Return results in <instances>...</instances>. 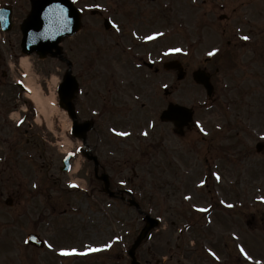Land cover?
Wrapping results in <instances>:
<instances>
[{
  "label": "rangeland",
  "instance_id": "1",
  "mask_svg": "<svg viewBox=\"0 0 264 264\" xmlns=\"http://www.w3.org/2000/svg\"><path fill=\"white\" fill-rule=\"evenodd\" d=\"M1 3L14 6V21L18 24L27 15L28 0H1ZM77 3L81 7H87L88 11L93 5L110 9V15L120 19V23L122 18V23L128 27L131 22L127 15L131 16V13L134 17L139 16L138 14L149 18L155 16V20H148V24H139L138 21L135 26L138 31L142 27L145 34L160 27L163 35L156 43L163 49L176 43L183 45L185 30L199 32L207 22L209 25L206 29L211 41L218 40L216 32H222L221 28L227 24L229 29L231 26L236 28L240 24V16L252 15L253 10H250L255 5V0H77ZM222 4L224 8L221 7ZM234 6L238 7L236 11H233ZM223 13L232 16L228 22L220 23L217 19ZM86 16L92 15L87 13ZM92 21L95 22L92 26L96 36L90 35L92 28L88 26L91 23L89 19L80 34L65 41L66 52L72 56L73 52L76 54L79 50L76 58L84 64V58H89L93 64H110L111 60L115 65H121L124 61L121 62L120 51L112 58H107L104 52H100L101 55L96 57L98 61L93 60L99 50L106 49L107 33L101 20ZM5 37L0 40V264H66L68 261L64 262L65 257L61 255L64 260L59 257L62 248L82 250L105 245L111 247H107L110 252L105 255L104 261L106 250H100L97 257H74L71 258L73 263L68 264H131L126 248L144 225L143 217L136 208L127 202L109 199L102 191L95 189L93 184H84L88 193L94 190L92 197L77 189H69L68 181L76 176L81 178L78 175H84V166L75 177L71 173L60 175L62 181L47 179L41 169L40 164L44 160H40L38 156L43 151L49 161L54 160L59 165V148L66 142L63 133H68L70 128V121L63 118L56 103L59 63L50 59L40 61L36 56L30 57L31 70L36 74V81L41 84L42 93L46 97L44 100L47 101L45 105L34 103L16 86L17 80L28 76L24 75L27 71L20 65L22 54L18 29ZM205 50L194 48L189 59L182 58L185 63L190 64L184 80L178 81L173 76L174 81H168V78L162 77V91V84L174 82L176 99L180 103L190 106L203 101L204 90L194 83L190 72L198 64L194 59L198 60L199 54L202 56ZM2 72L6 76L1 77ZM126 72H123L125 78L132 76L133 79L137 78L136 82L142 80V72H130L128 69ZM97 82L99 85V81ZM162 91L160 103H163ZM255 92L249 104H239L236 115L231 119L233 128L228 129L230 131H226L224 135L227 152L224 149L222 154L213 152L207 141H197L189 149L184 135L174 132L172 127L163 123H160L163 126L161 132L166 133L172 145L171 151L173 149L170 154L175 162L171 166L167 165L168 159L164 157L162 149L156 155L138 156L139 159L132 149L140 146L139 141L128 139L127 148L132 151L133 158H123L121 169L123 177L127 179L124 184L127 183L133 189L134 198L138 199L144 211L162 219L152 237L139 249L138 259L143 264H264V220L258 218L259 211L264 212V201L259 199L264 196V152L255 151L256 142L264 136V91L260 90L258 94ZM27 100L33 103L34 115L32 118L29 111L21 128L25 130L29 128V124H33L29 135L31 134L32 143L37 144L38 150L34 152L19 145V133L22 130L18 129L20 124L15 122L17 115L11 116L14 110L27 105ZM196 110L208 126L214 118L220 119L217 113H208L203 107L196 106ZM36 113L39 115L36 116ZM221 115L226 121L227 117L223 113ZM247 128L253 130L252 134ZM38 133L46 137L44 145L35 135ZM15 136L17 138L14 140ZM228 137L232 141L237 140L234 149L227 145ZM73 146L74 144L70 145ZM238 146H249L250 152L245 160L241 161L238 157ZM206 149H209L208 153H205ZM152 163L156 167H151ZM209 168L213 175L208 180L209 185L203 184ZM52 173V177L58 176L59 170L54 169ZM63 189L67 192L62 193ZM9 196L13 198L11 206L5 203ZM220 203H225L226 208H221ZM191 205L201 211L211 208V216L207 219L204 215V222L203 214L191 212ZM62 208H66L68 213H60ZM204 212L206 211H202ZM260 220L262 223H259ZM189 221L193 222L192 226L187 223ZM34 229L39 230L55 247L37 250L25 245L27 233ZM57 229L61 235L58 239L61 243L57 244L69 245L56 246L57 236H52ZM66 231L70 234L66 235ZM241 247L253 259H247L241 252ZM212 252L216 255L213 256Z\"/></svg>",
  "mask_w": 264,
  "mask_h": 264
},
{
  "label": "water",
  "instance_id": "2",
  "mask_svg": "<svg viewBox=\"0 0 264 264\" xmlns=\"http://www.w3.org/2000/svg\"><path fill=\"white\" fill-rule=\"evenodd\" d=\"M32 1L34 5L33 11L22 27L25 34L24 45L29 52L36 49L41 54H45L52 48L57 47L58 42L64 35L75 30L62 31L69 23L71 17L72 26L77 27L79 24L78 13L68 0ZM199 81L201 80L199 79ZM65 86L69 92L64 96V103L67 107L72 108L71 97L75 90V85L71 77H67ZM170 113L184 114V118L190 120V114L182 108L173 107ZM164 118L168 119L169 117L166 114ZM146 231L147 228H145L144 232ZM142 235L134 246L139 243ZM134 263L137 264L135 261Z\"/></svg>",
  "mask_w": 264,
  "mask_h": 264
},
{
  "label": "snow or ice",
  "instance_id": "3",
  "mask_svg": "<svg viewBox=\"0 0 264 264\" xmlns=\"http://www.w3.org/2000/svg\"><path fill=\"white\" fill-rule=\"evenodd\" d=\"M95 7H100V5H95ZM161 35H163V33L156 32V33H154L152 36H146L145 39H149V40H151V39H154L156 36H161ZM243 39H244V40H248V39H250V37H248V36H244ZM170 51H181V49H171ZM216 51H218V50H217V49H214L213 52H210V53H209V55H213ZM165 87H167V85H165ZM146 134H147V133H145V135H146ZM120 135L127 136V135H129V133H127V132H123V133H120ZM218 178H219V176H218ZM121 183H124V181H121ZM202 183H203V181H202ZM259 199H260L261 201H264V196L259 197ZM229 207H232V205H229ZM202 211H207V209H202ZM33 239H34V238H33ZM48 247L51 248L52 245L49 244ZM104 247H111V245H105ZM60 251H61V253H62L63 255H72V254H77V253H78V249H76V248H71V249L62 248ZM88 251H99V249H98V248H89ZM209 251H211V249H209ZM241 252H243V254L245 255V257H247V259H249V260L253 259V258H252V257H251V256H250V255L244 250V249H243V247H241ZM212 255L215 256L216 253H215V252H212ZM217 258H218V257H217Z\"/></svg>",
  "mask_w": 264,
  "mask_h": 264
},
{
  "label": "bare ground",
  "instance_id": "4",
  "mask_svg": "<svg viewBox=\"0 0 264 264\" xmlns=\"http://www.w3.org/2000/svg\"><path fill=\"white\" fill-rule=\"evenodd\" d=\"M21 63L26 70L30 71V62L28 57H23ZM27 80L29 87L32 89L33 97L37 100V102L44 105L45 101L42 99V95L34 83L33 76L30 75V77ZM77 168L78 165L75 167L74 171H76Z\"/></svg>",
  "mask_w": 264,
  "mask_h": 264
},
{
  "label": "flooded vegetation",
  "instance_id": "5",
  "mask_svg": "<svg viewBox=\"0 0 264 264\" xmlns=\"http://www.w3.org/2000/svg\"><path fill=\"white\" fill-rule=\"evenodd\" d=\"M111 93L115 95L116 102L121 100V93L118 90L111 91Z\"/></svg>",
  "mask_w": 264,
  "mask_h": 264
}]
</instances>
